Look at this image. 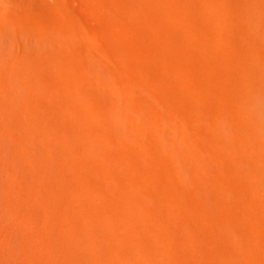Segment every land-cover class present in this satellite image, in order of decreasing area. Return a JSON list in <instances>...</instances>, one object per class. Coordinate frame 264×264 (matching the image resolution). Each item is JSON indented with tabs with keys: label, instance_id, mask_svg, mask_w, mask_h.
Listing matches in <instances>:
<instances>
[{
	"label": "bare ground",
	"instance_id": "bare-ground-1",
	"mask_svg": "<svg viewBox=\"0 0 264 264\" xmlns=\"http://www.w3.org/2000/svg\"><path fill=\"white\" fill-rule=\"evenodd\" d=\"M84 1L89 29L0 0V135L34 196L6 193L39 264H264V0Z\"/></svg>",
	"mask_w": 264,
	"mask_h": 264
},
{
	"label": "rangeland",
	"instance_id": "rangeland-1",
	"mask_svg": "<svg viewBox=\"0 0 264 264\" xmlns=\"http://www.w3.org/2000/svg\"><path fill=\"white\" fill-rule=\"evenodd\" d=\"M45 1H52V0H45ZM64 2H65V4H66V6L69 8V9H71L72 10V12L75 14V16L77 17V19L79 20V21H81V23H82V25H84V27L85 28H87V29H89L91 26H93V24H94V21H93V17L97 14V13H100L99 14V16L102 14V12H101V10H99L98 8H96L95 6H93L92 5V2H89V1H84V0H63ZM88 2V3H87ZM152 5L153 6H155L156 7V5H154L153 4V2H152ZM94 7V8H93ZM157 8V7H156ZM100 11V12H99ZM127 12V11H126ZM96 13V14H95ZM95 14V15H94ZM94 15V16H93ZM96 17V16H95ZM104 20H105V18H104ZM106 21V20H105ZM105 21H102V22H105ZM105 24V23H104ZM106 24H107V21H106ZM12 29L10 28H4L3 27V25H1L0 24V34H2V33H6V36L7 37H9V39H11L12 40V38L13 37H15L14 35V33H13V30L11 31ZM4 31V32H3ZM149 34V33H148ZM147 34V35H148ZM34 35H35V37H34ZM138 34L137 33H135V37L136 38H139L138 36H137ZM152 35H148V37H150L149 39H151L150 40V43L152 44V46H157V41L156 40H154L153 38V36L151 37ZM22 38H23V36H21ZM20 37V38H21ZM32 38H34L35 40H36V38H38L37 36H36V33L34 34L33 33V37ZM152 41H154V42H152ZM157 43V44H156ZM155 44V45H154ZM134 59V62L136 63L137 62V64L138 63H140L141 61L140 60H137L136 58H133ZM137 60V61H136ZM138 61H140V62H138ZM150 63V64H149ZM147 62V66L152 70L153 69V71H154V69L157 67V66H155V63H153L152 61L151 62ZM141 64V63H140ZM154 64V65H153ZM151 66H153V67H151ZM156 70V69H155ZM262 104V103H261ZM260 104V107L263 105H261ZM262 107H264V105L262 106ZM261 107V108H262ZM260 108V109H261ZM263 109V114H264V108H262ZM261 111H260V113H259V117H258V119L259 120H264V115L262 116L261 115ZM262 118V119H261ZM260 121V122H262V126L264 127V121ZM264 131V130H263ZM263 136H264V134H263ZM3 137H5V136H3ZM0 140H1V142H3L2 144H3V146L1 145V142H0V146H1V151H0V162H2V163H0V264H11V262H12V264H16V263H18V264H28L29 262V264H32L31 262H33V264L35 263V264H39V260H37V258H38V256H36L37 255V251H38V248H37V245H36V241L34 242L33 240H34V238L32 239L31 238V240L29 239V237H28V239H29V241H30V243H31V245H30V243H29V246L30 247H32V248H28V245H27V247H26V244H24V243H26V242H29L28 241V239H27V237L25 236V235H28V232H29V229H28V232H27V234L25 233L26 231H27V229H26V231L24 230L25 228V223H27L28 222V220H29V218H27V217H23V220H22V214L20 213L19 214V212H18V210H16V212H15V210H14V208L13 207H15V206H13L14 204H11V201H10V196H8V194L7 193H10L9 195H11V192L15 189V187L17 186V185H15V187H14V182H10V178H11V172L12 171H10V169L12 170V167H10V166H12L13 165V162L15 161V159H18V155H17V151L15 150V149H13V147H12V145H11V143H8V142H10V140L9 139H7L6 137H5V139H3L2 138V136L0 135ZM264 138V137H263ZM9 140V141H8ZM8 144V146H7V144ZM10 148H12V150H11V152H13L11 155L14 157H12V156H8V153L10 152L9 150H10ZM264 151V150H263ZM10 152V153H11ZM15 155H16V157H15ZM3 157V158H2ZM5 157V158H4ZM262 157H264V154H263V152H262ZM11 158H13V159H11ZM11 159V160H10ZM264 159V158H263ZM24 159L22 158V156H20L19 157V159H18V162H16V163H18L19 165H26L25 164V162L23 161ZM12 163H11V162ZM17 161V160H16ZM20 161V162H19ZM263 161V160H262ZM260 162V167L261 168H263V166L262 165H264V161L263 162ZM24 162V163H23ZM8 163V164H7ZM263 163V164H262ZM10 164V165H9ZM24 166H21V167H24ZM2 168V169H1ZM5 168H6V170H5ZM260 168V169H261ZM263 170V169H262ZM10 172V173H9ZM7 178H8V180H7ZM19 177H18V180H17V178H16V180L17 181H19ZM7 181H8V183H7ZM16 182V181H15ZM21 182H22V180L21 181H19V183L18 182H16L15 184H18V186L16 187V189L14 190V191H19V189H20V192H22L21 190H25V189H28V187H29V189L30 190H32V187L30 188V186H26L25 184H21ZM9 183H11V185L13 186V190H11V188H12V186L11 185H8ZM20 184L21 185H23V187L21 188V186H20ZM11 186V187H8V186ZM7 186V187H6ZM20 186V187H19ZM5 188H8L9 189V191L8 190H6ZM19 188V189H18ZM29 189H28V191H29ZM11 191V192H10ZM7 192V193H6ZM19 192V193H20ZM33 192V191H32ZM18 193V192H17ZM27 193H29L30 194V197L32 196H34L33 194L31 195V193H30V191L29 192H27ZM44 193H49V191L48 192H44ZM51 193V192H50ZM49 193V194H50ZM29 194H28V199L31 201L30 202V204L28 203V201H25V200H28L27 198L26 199H24V198H22V196L21 195H23V194H18L19 195V198L21 199L22 198V202L21 203H23V204H21V203H18L19 205H20V207H25V208H23L24 210L27 208V210L24 212L23 211V213H24V215H30L31 216V212H33L32 211V208H34L35 209V205H34V207L33 206H31V203L33 202V199L32 198H29ZM12 196V195H11ZM27 196V195H26ZM24 199V200H23ZM26 202L25 204H24V202ZM13 203V202H12ZM35 202H33V204H34ZM32 204V205H33ZM36 204V203H35ZM26 205V206H25ZM36 205H38V207H39V205L40 204H36ZM19 207V208H20ZM38 207H36L37 209H38V211L40 210ZM6 208V209H5ZM42 209H43V206L41 207ZM20 209H22V208H20ZM36 209V210H37ZM41 209V210H42ZM35 210V211H36ZM41 210H40V212H39V214L41 213ZM37 212V211H36ZM42 212H44V211H42ZM38 213V212H37ZM17 214V215H16ZM38 215V214H37ZM43 215V217L45 216V214L43 213V214H41L39 217H41ZM11 216H12V218H11ZM42 217V218H43ZM53 219H52V228H53V230H55V229H57V232L58 233H60L61 232V228L59 227L60 225H59V222H58V219H57V216H56V214H53ZM54 217L56 218V219H54ZM15 218V219H14ZM24 218H26L27 219V221L25 222L24 220ZM39 219V218H38ZM42 220V221H41ZM43 220H45V217L43 218V219H39V223H38V225L39 226H43L44 224V221ZM13 221H15V222H13ZM29 221H31V219L29 220ZM40 222H42V223H40ZM12 223V224H11ZM30 223H33V224H35V221H31ZM29 222L26 224L27 226H26V228L27 227H29L30 225L32 226L31 228H32V230L34 229V228H36L37 226H36V224H35V227H33V225L32 224H30ZM17 224V226H15ZM55 224V225H54ZM38 226V227H39ZM15 227H17V228H15ZM21 227V228H20ZM14 228L15 229H17V231L16 230H14ZM19 228H20V230L21 231H19L18 232V230H19ZM24 228V229H23ZM30 228V229H31ZM59 228V229H58ZM8 229H10V230H8ZM35 230V229H34ZM59 230V231H58ZM5 231V232H4ZM13 231H15V233L17 234V232H18V234L19 235H16L15 237H13L14 235H13ZM22 231H25V232H23L22 233ZM55 232H56V230H55ZM14 233V234H15ZM57 233V234H58ZM3 234V235H2ZM20 234H21V236H20ZM10 235V236H9ZM25 236V237H23V236ZM21 237V239H19L20 237ZM29 236V235H28ZM8 237V238H7ZM11 237V238H10ZM17 237V238H16ZM13 238V239H12ZM26 238V239H25ZM8 239V240H7ZM11 239V240H10ZM14 239H16L15 241H14ZM22 239H25V241L26 242H24V240H22ZM15 242V244H13L14 242ZM21 242H19V241ZM9 241H12V242H9L10 243V245H9V243L8 242ZM6 245H5V244ZM19 243V244H18ZM34 243V244H33ZM12 244V245H11ZM16 244L18 245V246H16ZM22 244L23 245H25V248H27L26 250H28V251H30V252H27L26 250H23L25 253L27 252V253H30L29 254V256H33L32 257V259H33V261L31 260V261H29L28 260V258H26L28 261L26 262L25 260V258H24V256H26V254H24L23 253V251L21 250V249H23V248H21V246H22ZM34 245V246H33ZM3 246V247H2ZM12 246V247H11ZM20 246V247H19ZM17 247V248H16ZM19 247V248H18ZM24 247V246H23ZM33 247H35L34 249H33ZM3 248V249H2ZM24 248V249H25ZM2 249V250H1ZM9 249V250H8ZM16 249H17V251H16ZM4 250V251H3ZM13 252H11V251ZM15 250V251H14ZM21 250V251H20ZM34 252H33V251ZM8 251H9V253H8ZM256 251H258V250H256ZM19 252V253H18ZM32 252V253H31ZM13 255H11V254ZM9 254V255H8ZM36 254V255H35ZM4 255V257H2ZM8 255V256H7ZM22 255V256H21ZM10 256H12V257H10ZM35 256H36V258H35ZM246 256H249V255H246ZM252 256V255H251ZM251 256H249L248 258L249 259H252V258H254V256H252V258H251ZM19 259H18V258ZM27 257V256H26ZM10 260V262H9V260ZM11 258V259H10ZM31 258V257H30ZM14 259V260H13ZM12 260V261H11ZM16 260H18V261H16ZM35 260V261H34ZM14 261V262H13ZM20 262V263H19ZM26 262V263H25Z\"/></svg>",
	"mask_w": 264,
	"mask_h": 264
}]
</instances>
